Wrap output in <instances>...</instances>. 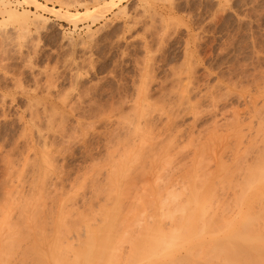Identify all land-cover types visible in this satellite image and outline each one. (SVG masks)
<instances>
[{"label": "rangeland", "instance_id": "1", "mask_svg": "<svg viewBox=\"0 0 264 264\" xmlns=\"http://www.w3.org/2000/svg\"><path fill=\"white\" fill-rule=\"evenodd\" d=\"M2 1L0 12L3 3L37 12ZM36 1L81 22L42 11L44 23L22 30L0 15V250L11 253L0 261L53 264V249L80 247L110 208L121 216L115 239L143 222L168 232L167 216L194 187L228 205L235 170L264 145V0ZM67 252L59 253L71 260Z\"/></svg>", "mask_w": 264, "mask_h": 264}, {"label": "bare ground", "instance_id": "2", "mask_svg": "<svg viewBox=\"0 0 264 264\" xmlns=\"http://www.w3.org/2000/svg\"><path fill=\"white\" fill-rule=\"evenodd\" d=\"M2 1V0H1ZM28 4H32L35 8V10H37V12L35 11H31V10H18V9H13L11 7H6V5H4V3L2 4L3 6H5L2 11L0 12V15L3 17V21H2V25L11 23V24H19L18 26L21 27L22 30H26L29 28L30 25L34 24V23H44V21L46 20L45 17L44 19H42V14L38 13V12H50V14H54L55 16L59 17V18H65L66 21H69L70 23L73 24H77L79 21L81 22L79 16H76L78 14H76L75 16H71L69 13H67L66 15L62 13H60L61 9H52L51 7H48L46 4L41 3L39 1L36 0H25ZM47 2L49 0H46ZM61 4L63 3L62 0H58ZM3 2V1H2ZM5 2V1H4ZM51 2V1H50ZM21 4V3H20ZM65 4V3H64ZM18 5V4H17ZM63 6V4H62ZM109 11V10H108ZM102 13V12H100ZM81 14V13H80ZM89 14V12H88ZM94 14V13H92ZM97 14V13H96ZM90 15V14H89ZM98 15V14H97ZM92 16V15H91ZM90 16V17H91ZM94 16V15H93ZM91 17L92 19H96L95 17ZM99 16V15H98ZM1 17V18H2ZM82 17V16H81ZM103 17H104V12H103ZM87 19V18H86ZM90 20V19H89ZM99 20H100V16H99ZM94 21V20H93ZM97 21V19H96ZM91 26V25H89ZM264 108V107H263ZM170 122L173 120H169ZM168 122V123H170ZM241 122V121H240ZM242 125V124H241ZM173 126V125H172ZM264 127V126H263ZM261 130V129H260ZM177 137V136H176ZM191 139H189L188 141H191ZM173 141V140H172ZM187 141V139H186ZM187 141V142H188ZM256 142V141H254ZM259 142V141H258ZM263 143H261V141L259 142V144L261 143L262 145L264 144V141L262 140ZM249 144V143H248ZM253 144V141H251L250 145ZM249 145V148H250ZM256 148L253 149V151L251 152L252 149H250L249 154L251 155V157L249 159H247L245 166H241L239 164V162H237L238 167H242L239 170H235L237 171L236 174L234 175V179L232 177V194L229 196H232L231 198L234 199L232 205L231 202L232 200L227 203L228 205H226V203H223L225 206L223 207V205L220 203V205H218L219 203L217 202V199L213 198L214 196L210 197L209 195H206L204 192L200 191L199 193V187L196 188L197 190L195 191V187L193 189V191L191 190L188 194V197L185 200L184 206L180 205L181 207L179 208H174V212L169 213L170 215L167 216V218L170 219L171 221V228L170 231H164L166 229H163V232H159L160 227H157L158 225H154L149 227L151 224L149 222V226L145 227L143 226V229L139 230V227L137 230L140 231L136 234V236H131L130 233L126 234L123 232V237L122 235L120 236V238L115 239L116 234L119 232L117 230V222L119 223V217H117L118 215H120L119 211H117L116 209L112 210L111 209V213L110 211H108L107 215L104 212V214L106 215L104 221H103V225L101 227V224H99L95 230H93L92 228H94L93 226H89L88 229L86 230L87 234H86V238L85 240H83L84 242L81 244L80 247H76L74 245H71L72 243L68 244L69 241H67V245H71L73 246L74 250H70L71 253L73 252V257L71 258V260H69V258H64L66 256H63V254H61L62 252H67L66 249H62L59 250V252L61 251V253L57 252V249H53L52 250V254H51V258L53 259L54 257V262L52 261V259L49 258V260H47V262H52L53 264H264V145L262 147H258V144H255ZM248 145H246L245 148ZM243 148V149H245ZM253 148V147H252ZM242 150V149H241ZM244 151L247 152V150L245 149ZM246 152L244 154H246ZM251 152V153H250ZM241 153V152H240ZM243 153V151H242ZM131 154V153H130ZM248 154V153H247ZM128 155V154H127ZM241 154H239L240 156ZM249 155V156H250ZM135 156V155H134ZM137 156V155H136ZM129 158H131L132 156H128ZM242 157V156H241ZM133 158V157H132ZM136 158V157H135ZM248 158V157H247ZM246 160V158H244ZM243 159V161H244ZM46 160V158L44 159ZM120 160V159H119ZM118 160V161H119ZM128 160V158L126 159ZM133 161V159H130ZM140 160V159H139ZM153 161V160H152ZM43 162V160H42ZM122 162V161H120ZM130 162V161H129ZM135 162V160H134ZM143 162V161H142ZM194 162V161H193ZM47 161L44 163L46 164ZM126 163V162H125ZM137 163V161H136ZM153 162H151L152 164ZM114 164V163H113ZM121 165V163H119ZM118 164V165H119ZM155 164V162H154ZM166 164V162H165ZM118 166L119 169L124 168V166L126 167V165L122 164L121 166ZM128 165V164H127ZM132 165V164H131ZM143 165V164H141ZM146 165V164H145ZM117 166V165H116ZM115 166V167H116ZM130 165H128L129 167ZM167 167V165H165ZM236 166V167H237ZM133 167V166H132ZM151 167L154 168L153 165H151ZM150 167L151 170H153ZM157 167V166H156ZM169 167V166H168ZM233 167V168H236ZM112 168V167H111ZM114 168V167H113ZM117 169V168H116ZM117 169V171L119 170ZM131 169V168H130ZM136 169H139L136 167ZM160 169V168H159ZM158 169V170H159ZM238 169V168H236ZM114 170V169H113ZM123 169H121L122 171ZM129 170V169H128ZM157 170V171H158ZM111 171V169H110ZM127 171V170H126ZM140 171V170H139ZM171 171V170H170ZM125 172V171H124ZM123 172V173H124ZM153 172V171H152ZM159 172V171H158ZM188 172V171H187ZM109 173V172H108ZM114 172H112L113 174ZM119 174V172H116V176ZM129 173V172H128ZM133 173V171H132ZM131 173V174H132ZM154 173V172H153ZM189 173V172H188ZM186 173V174H188ZM195 173V172H194ZM111 174V173H110ZM111 174V175H112ZM122 174V173H120ZM119 174V175H120ZM127 174V173H125ZM130 174V175H131ZM138 174V172H137ZM136 174V175H137ZM158 174V173H157ZM163 173L161 172L160 176ZM110 175V176H111ZM114 175V174H113ZM118 175V176H119ZM190 175V173H189ZM192 175V174H191ZM190 175V176H191ZM228 175V174H227ZM115 176V175H114ZM173 176V175H172ZM175 176V175H174ZM188 176V175H187ZM219 176V175H218ZM222 176V175H221ZM226 176V175H225ZM127 177V176H126ZM171 177V176H170ZM186 177V175H185ZM189 177V176H188ZM192 177V176H191ZM228 176H226L227 178ZM124 178V177H122ZM131 178V177H130ZM129 178V179H130ZM184 178V177H183ZM213 178V177H212ZM215 178V176H214ZM225 178V179H226ZM114 179V178H112ZM173 180V177L171 178ZM175 179V178H174ZM182 179V178H181ZM195 179V178H194ZM220 179V178H218ZM116 180V179H115ZM170 180V178H169ZM178 180V179H177ZM189 180V179H188ZM211 180V179H210ZM126 181H128L126 179ZM191 181V179L189 180ZM188 181V182H189ZM224 181V178L222 180V182ZM113 182V186H120L122 184H120L122 181L120 180V182H116V185H114V181L111 180V183ZM186 182V181H185ZM195 182V181H194ZM203 182V181H201ZM222 182L221 186H222ZM228 183V180L225 181ZM117 183H119L117 185ZM126 183V182H125ZM178 183V182H177ZM183 183V182H182ZM191 183V182H190ZM198 183V182H197ZM204 183V182H203ZM213 183V182H211ZM128 184V183H127ZM174 184V183H173ZM171 184V185H173ZM186 184V183H184ZM200 184V183H199ZM198 184V185H199ZM205 184V183H204ZM203 184V185H204ZM210 184V183H209ZM230 184V181H229ZM95 185V184H94ZM170 185V186H171ZM175 185V184H174ZM173 185V186H174ZM177 185V184H176ZM178 185H181L178 183ZM187 185L189 186V184L187 183ZM191 185V184H190ZM196 185V187L198 186ZM224 185V182H223ZM36 186H38L36 184ZM123 186V185H122ZM131 187V185H127V187ZM185 186V185H184ZM187 186V187H188ZM200 186V185H199ZM208 186V185H207ZM214 186V184H213ZM212 186V187H213ZM228 186V184L226 185ZM101 187V186H100ZM103 187V186H102ZM175 187V186H174ZM190 187V186H189ZM192 187V186H191ZM97 188V187H96ZM104 188V187H103ZM106 188V187H105ZM110 188V187H109ZM115 188V187H113ZM113 188L111 193H113ZM152 188V187H151ZM173 188V187H172ZM182 188V187H180ZM186 188V187H185ZM207 188V187H206ZM117 189V188H116ZM115 189V190H116ZM122 189V188H121ZM127 189V188H126ZM133 189V188H131ZM130 189V190H131ZM150 189V187H149ZM190 189V188H189ZM199 189V190H198ZM99 191V189H97ZM124 190V189H123ZM129 190V191H130ZM151 190V189H150ZM178 190V189H177ZM185 190V189H183ZM213 190V189H212ZM110 191V190H109ZM122 191V190H120ZM119 191V192H120ZM127 191V192H129ZM154 190H152L153 192ZM188 191V190H186ZM208 191V190H207ZM101 192V190H100ZM104 192V191H103ZM117 192V191H115ZM115 192L113 193L115 195ZM123 192V191H122ZM121 192V193H122ZM150 192V191H149ZM173 194H175V191L173 190ZM180 192V191H179ZM99 193V192H98ZM170 193H172V191L170 190ZM183 193V192H182ZM181 193V195H182ZM109 192H107V196H108ZM120 194V193H119ZM124 196L127 195L125 192L123 193ZM131 194V193H130ZM148 194V192H147ZM150 194V193H149ZM180 194V193H179ZM212 194V193H211ZM210 194V195H211ZM35 195V194H34ZM39 195V194H38ZM113 195V197H114ZM121 195V194H120ZM144 195V194H143ZM177 195V194H176ZM180 195V196H181ZM184 195V193H183ZM100 196V195H98ZM129 196V194H128ZM41 197V195H40ZM102 197V196H101ZM104 197V196H103ZM116 197V196H115ZM120 197V196H119ZM123 197V196H121ZM126 197V196H125ZM130 197V196H129ZM135 197V196H134ZM139 197V196H138ZM171 200L172 202H174V200H177L176 196L174 197V195L171 196ZM33 198V196H32ZM100 198V197H99ZM128 198V197H127ZM137 198V197H136ZM143 198V197H142ZM43 199V198H42ZM41 199V200H42ZM107 199V198H106ZM117 199V198H116ZM121 199V198H120ZM120 199H118L119 202ZM124 199V198H123ZM131 199V197H130ZM134 199V198H132ZM131 199V200H132ZM174 199V200H173ZM215 199V200H214ZM28 201V199H25ZM33 199H30V201ZM40 200V201H41ZM46 200V198L44 199ZM109 200V199H107ZM106 200V201H107ZM126 200V199H125ZM129 200V198H128ZM137 200V199H136ZM16 201V200H15ZM39 201V202H40ZM93 201V200H92ZM97 201V198H96ZM111 201V200H110ZM109 201V202H110ZM140 201V200H139ZM181 201V200H180ZM23 202V201H22ZM29 202V201H28ZM38 201H36L37 203ZM54 202V201H53ZM118 202V203H119ZM138 202V200H137ZM215 202H217V205H214ZM24 203H26L24 201ZM35 203V204H36ZM58 203V202H57ZM62 203V202H61ZM115 205V201L112 202ZM129 203V201H128ZM133 203V202H132ZM176 203V202H175ZM181 203V202H180ZM22 204V203H21ZM29 204V203H28ZM34 204V206H35ZM38 204V203H37ZM104 204V203H103ZM122 204V203H121ZM136 206V203H134ZM150 204V201H149ZM174 204V203H173ZM14 205V204H12ZM20 205V204H17ZM24 205V204H22ZM27 205V204H26ZM42 205V203H41ZM44 205V203H43ZM107 205V204H106ZM113 205V206H114ZM125 205V204H124ZM140 204H138V209L141 208V205L139 207ZM216 207H214V206ZM30 206V205H29ZM37 206V205H36ZM45 206V205H44ZM43 206V207H44ZM93 206V205H92ZM111 206V205H110ZM108 206V207H110ZM120 206V203H119ZM133 206V204H132ZM143 206V205H142ZM174 206V205H173ZM172 206V207H173ZM177 206V204H176ZM28 208V205L26 206ZM32 207V206H31ZM38 211L40 209V205L37 206ZM112 207V206H111ZM118 207V206H117ZM131 207V206H130ZM144 207V206H143ZM213 207V208H212ZM222 207V208H221ZM30 208V207H29ZM62 208H63V204H62ZM61 208V209H62ZM92 208V207H91ZM120 208V207H119ZM134 208V207H133ZM136 208V207H135ZM18 209V208H17ZM31 209V208H30ZM34 210V208H32ZM109 209V210H110ZM136 209V210H138ZM143 209V208H142ZM147 209V206H146ZM153 209V208H151ZM20 210V209H19ZM32 210V211H33ZM41 210V209H40ZM56 210V209H54ZM94 210V208H93ZM105 210V209H104ZM107 210V209H106ZM124 210V209H123ZM141 210V209H139ZM168 210V209H167ZM170 210L172 211V209L170 208ZM176 210V211H175ZM31 211V210H30ZM28 210V212H30ZM31 211V212H32ZM65 211V208H64ZM96 211V210H95ZM114 211V212H113ZM26 212V211H25ZM34 212V211H33ZM36 212V211H35ZM34 212V213H35ZM57 212V211H56ZM118 212V213H115ZM127 212V211H126ZM129 212V210H128ZM136 212V211H135ZM153 212V210H152ZM151 212V214H152ZM103 213V212H102ZM150 213V212H149ZM41 214V213H40ZM62 215V213H59ZM64 214V213H63ZM129 214V213H127ZM135 214V213H134ZM177 214V215H176ZM11 215V214H9ZM32 215V213H31ZM34 215V214H33ZM70 215V214H68ZM73 215V214H72ZM79 215V214H78ZM84 215V214H83ZM122 215V214H121ZM149 215V214H148ZM153 215V214H152ZM151 215V216H152ZM7 216V213H6ZM23 216V215H22ZM60 216V215H59ZM124 216V215H123ZM140 216V215H139ZM3 216H1L0 218H2ZM11 217V216H9ZM73 217V216H72ZM143 217V216H142ZM145 217V216H144ZM150 217V216H149ZM154 217V216H153ZM8 218V217H7ZM30 218V217H29ZM33 218V217H32ZM31 218V219H32ZM35 218V217H34ZM38 218V217H37ZM61 218V217H60ZM64 218V215H63ZM118 218V219H117ZM138 218V217H137ZM136 218V219H137ZM140 218V217H139ZM152 218V217H151ZM3 219V218H2ZM12 219V218H11ZM57 219V218H56ZM70 219V217H69ZM145 219V218H144ZM60 220V219H59ZM62 220V218H61ZM76 220V218H75ZM78 220V219H77ZM118 220V221H117ZM121 220V218H120ZM129 220V219H128ZM131 220V219H130ZM138 220V219H137ZM141 220V219H140ZM143 220V219H142ZM146 220V219H145ZM143 220V221H145ZM150 220V219H149ZM95 221V220H94ZM123 221V220H122ZM125 221V220H124ZM11 222V221H10ZM14 222V221H13ZM16 222V221H15ZM19 222V221H18ZM28 222V221H27ZM31 222V221H30ZM60 222V221H59ZM67 222V221H66ZM79 222V221H78ZM128 222V221H127ZM132 222V221H131ZM140 222V221H139ZM8 223V222H7ZM23 223V222H21ZM26 223V221L24 222ZM33 223H36V221H34ZM65 223V222H64ZM73 223V222H72ZM91 223V222H89ZM88 223V224H89ZM122 223V222H121ZM138 223V221L136 222ZM134 222L133 226L136 224ZM148 223V222H147ZM169 223V222H168ZM3 224V223H2ZM0 224V225H2ZM11 224V223H9ZM20 224V223H19ZM54 224V223H53ZM70 224V223H69ZM75 224V222H74ZM85 224V223H84ZM87 224V226H88ZM92 224V223H91ZM96 224V222H95ZM94 224V225H95ZM98 224V223H97ZM124 224V222H123ZM153 224V222H152ZM23 225V224H21ZM21 225L19 226V228L21 227ZM39 225H40V220H39ZM55 225V224H54ZM59 224H57L58 226ZM90 225V224H89ZM130 225V222L129 224ZM3 226V225H2ZM41 226V225H40ZM63 226V223H62ZM70 226V225H69ZM76 226V225H75ZM74 226V227H75ZM127 226V225H126ZM169 226V227H170ZM24 228V226H22ZM66 227V226H65ZM79 227V226H77ZM121 227V225H120ZM120 227L118 229H120ZM135 227V226H134ZM145 227V228H144ZM2 228V227H1ZM7 228V227H5ZM11 228V227H10ZM14 228V227H13ZM44 228V227H43ZM42 228V229H43ZM58 228H61L58 226ZM68 228V227H67ZM81 228V227H80ZM99 228V229H97ZM123 228V226H122ZM121 228V230H122ZM125 228V227H124ZM133 228V227H132ZM130 228V229H132ZM40 229V228H39ZM65 229V228H64ZM70 229V228H68ZM76 228H74L75 230ZM92 229V230H89ZM127 229V228H126ZM125 229V230H126ZM129 229V227H128ZM31 230V229H30ZM47 230V229H45ZM62 230V228H61ZM116 230L118 231L116 233ZM21 233H23L24 231L20 230ZM27 231V230H26ZM25 231V232H26ZM29 231V229H28ZM32 231V230H31ZM35 231V230H34ZM37 231V230H36ZM43 231V230H42ZM136 230H132V232H135ZM161 231V230H160ZM10 232V231H9ZM8 232V233H9ZM38 232V231H37ZM44 232V231H43ZM46 232V231H45ZM44 232V234L46 235V233ZM69 232V231H68ZM67 232V234H68ZM130 232V231H129ZM131 232V233H132ZM167 232V233H166ZM28 233V232H27ZM41 234V232H40ZM55 234V233H54ZM59 234V233H58ZM70 234V232H69ZM68 234V236H69ZM17 235V234H16ZM15 233H12V236H16ZM38 235V234H37ZM60 235V234H59ZM58 235V236H59ZM119 235V234H118ZM6 236V235H5ZM8 236V235H7ZM24 236V235H23ZM41 236V235H40ZM83 236V235H82ZM27 236H25L24 238H26ZM46 237V236H43ZM53 237V236H52ZM56 237V236H55ZM78 237V236H77ZM76 237V238H77ZM117 237V236H116ZM122 237V238H121ZM23 238V239H24ZM40 238V237H39ZM65 238V237H64ZM83 238V237H81ZM44 239V238H43ZM41 239V240H43ZM50 239V238H49ZM54 239V238H53ZM124 242L129 243V249H125L127 250L126 252H122V249L119 250L118 246H116V243H119L120 245V241L122 242V240ZM11 240V239H10ZM15 240V239H14ZM25 240V239H24ZM117 240V241H116ZM119 240V242H118ZM13 241V239H12ZM11 241V243H12ZM58 241V239L56 240ZM78 241V240H77ZM116 241V242H115ZM8 242V241H7ZM6 242V243H7ZM17 242V241H16ZM53 242V241H52ZM51 242V243H52ZM123 242V243H124ZM5 243V244H6ZM10 243V242H9ZM18 243V242H17ZM39 243V242H37ZM43 243V242H41ZM46 243V242H45ZM56 243V242H55ZM59 243V242H58ZM63 243V242H62ZM2 244V243H1ZM0 244V249L2 248ZM14 244V243H13ZM54 244V243H53ZM64 244V243H63ZM80 244V243H79ZM4 245V244H3ZM7 245V244H6ZM10 246V244H8ZM7 245V246H8ZM41 245V244H40ZM39 245V246H40ZM46 245V244H45ZM55 245V244H54ZM66 246V244H64ZM63 245V247H64ZM118 245V244H117ZM128 245V244H127ZM5 246V250L6 247ZM14 246H16L14 244ZM36 244H34V250L35 248L37 249V247H35ZM38 246V245H37ZM38 246V247H39ZM43 246V245H41ZM50 246V245H49ZM77 246V244H76ZM124 246V245H123ZM25 247V246H24ZM51 247V246H50ZM54 248V246H52ZM52 247L50 248V250L52 249ZM59 246H57L58 248ZM121 247V246H120ZM127 247V246H126ZM12 248V247H11ZM13 248H17V247H13ZM30 247H28L29 249ZM41 248V247H40ZM67 248V247H65ZM70 248V247H69ZM117 248V249H116ZM39 249V248H38ZM37 249V250H38ZM49 249V248H48ZM61 249V247L59 248ZM44 250V249H43ZM49 250V251H50ZM57 250V251H56ZM119 250V252H118ZM7 251V250H6ZM6 251H2L0 250V260L4 259L5 255H6ZM20 251V250H19ZM22 251V250H21ZM69 251V249H68ZM69 251V252H70ZM121 251V252H120ZM5 252V254H4ZM32 252V251H31ZM36 252V250H35ZM35 252L33 253L35 255ZM38 252V251H37ZM36 252V253H37ZM40 252V250H39ZM48 251H46L45 253H47ZM58 254H56V253ZM67 252L66 254H71ZM45 253H42V251L40 252V254H42L41 256H43ZM8 254V253H7ZM11 254V253H9ZM8 254V255H9ZM29 254V252L27 253ZM32 254V253H31ZM38 253V255H40ZM61 254V256H60ZM36 255V257L38 256ZM58 255V256H57ZM39 256V257H41ZM45 256V255H44ZM43 256V257H44ZM57 256V257H56ZM47 257V256H45ZM59 257H61L62 259H60ZM35 258V257H34ZM6 260H8V257L5 258ZM4 259V260H5ZM11 259V258H10ZM19 259V258H18ZM67 259V260H66ZM32 260V259H31ZM37 260V258H36ZM40 260V259H39ZM43 260V259H42ZM66 260V261H65ZM9 261V260H8ZM23 261V260H22ZM26 261V260H25ZM2 261H0L1 263ZM35 262V261H34ZM38 262V261H37ZM26 263H28L26 261ZM36 263V262H35ZM43 263L46 264V262H44V260L42 262H38V264ZM2 264H7L6 262H2ZM21 264V262H20ZM33 264V263H32ZM37 264V263H36ZM49 264V263H48Z\"/></svg>", "mask_w": 264, "mask_h": 264}]
</instances>
